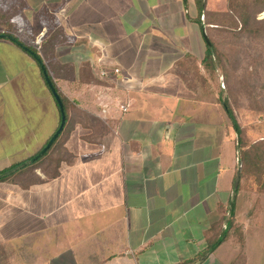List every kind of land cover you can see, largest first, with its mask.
<instances>
[{"label": "crops", "instance_id": "obj_1", "mask_svg": "<svg viewBox=\"0 0 264 264\" xmlns=\"http://www.w3.org/2000/svg\"><path fill=\"white\" fill-rule=\"evenodd\" d=\"M25 3L32 40L53 39L41 58L66 122L59 161L0 181V264H264V193L244 178L234 193L238 137L202 65L196 0ZM227 11L205 0L200 20ZM59 122L40 65L0 39V173Z\"/></svg>", "mask_w": 264, "mask_h": 264}, {"label": "rangeland", "instance_id": "obj_2", "mask_svg": "<svg viewBox=\"0 0 264 264\" xmlns=\"http://www.w3.org/2000/svg\"><path fill=\"white\" fill-rule=\"evenodd\" d=\"M25 1L0 0V15L5 17L0 20V33L15 37L33 50L39 48L40 55L38 52L37 54L41 58L42 41L39 47L34 45L25 17L20 15L24 6H27ZM228 4L240 16L248 11L250 21L244 31L232 25L224 30H205L206 35H209V42L212 41L220 55L219 67L211 77L216 86L215 93L221 100L227 101L243 128L246 145H251L264 140V10L259 11L261 5L258 0H228ZM49 28L53 29L52 26ZM188 64V75L193 79L197 74V64L194 61ZM200 78L199 76L198 80ZM56 155H60V151L57 153L54 148L42 160L44 163L39 168L43 170L46 162L55 161ZM244 179L247 187L257 190L250 179ZM261 252L264 253V249Z\"/></svg>", "mask_w": 264, "mask_h": 264}, {"label": "trees", "instance_id": "obj_3", "mask_svg": "<svg viewBox=\"0 0 264 264\" xmlns=\"http://www.w3.org/2000/svg\"><path fill=\"white\" fill-rule=\"evenodd\" d=\"M258 3H260V5H261V8L259 11L264 10V0H258ZM196 4L199 8L198 23L201 27H204V26L206 27V32L209 31L210 28L221 29V30L228 29L231 27V25H232V27L235 26L237 28H241L240 30L244 31L246 29L249 21H250V15L248 14L249 13L248 11H247L248 13L245 12L244 14H242L240 16V14L237 13L236 9H234V7H230V5L228 4L227 13L214 14L213 15V17L215 16L214 19L205 18V24H202V21L200 20V12H201L202 8L205 6V0H196ZM205 17H206V15H205ZM4 19H5V17L0 15V20H4ZM210 21L217 22L218 24L217 25L213 24L214 26L208 25ZM207 37L209 39L208 33H207ZM49 39H51V40H48L46 38L43 39L42 44H46V43L53 40L52 38H49ZM23 44L26 45L25 43H23ZM29 49H31L32 51H34L36 53V51L33 50L32 48H29ZM219 62H220V55H218V53L216 52V50L214 48L212 41H210V45L206 46V53H205V57L202 61V65L205 69H207L208 72L215 74L216 69L219 67L218 66ZM42 76H43V74H42ZM43 79H44V77H43ZM56 91H57V89H56ZM57 93H58V95H59V97L63 103L64 112H65V116H66L65 99L58 91H57ZM219 103L222 106V108L225 110L226 114L228 115V117L232 123V127L235 130L237 137H238V144H237V148H236V158H237L238 168L241 169L240 179L247 177L248 179H250L252 184L257 187L256 191L258 193H264V140L255 142L251 145H246V141L244 140V137H243V128L237 122L231 107L229 106L227 101L221 100L220 98H219ZM64 132H65V125H64L62 132L60 133V135L56 139V141L52 144V146L49 148V150L40 159H38L36 162L31 164L30 166L14 173L13 175H11L9 177L3 178L0 181L9 180V179H12L18 175H22L25 172H30L34 169L39 168L44 163V162L42 163V160L44 158H46L47 155L54 148L56 149L57 153H58V151H60L58 149L59 148L58 145L60 143V140L62 139L61 137L64 134ZM59 159H60V157H59ZM59 159L56 158L55 162L59 161ZM239 187L240 186H238V188L236 190H234L235 194L238 192ZM233 213H234V208L232 206L231 210L225 214V220H224V224H223V227H224V225H225V227L222 228L223 230L221 231L222 233H221L219 239L216 242H214L211 246L210 245L208 246L207 253H210L213 250H215L217 248V246L221 243V241L224 239V236L228 232L229 226L233 220Z\"/></svg>", "mask_w": 264, "mask_h": 264}, {"label": "water", "instance_id": "obj_4", "mask_svg": "<svg viewBox=\"0 0 264 264\" xmlns=\"http://www.w3.org/2000/svg\"><path fill=\"white\" fill-rule=\"evenodd\" d=\"M202 36H203L205 44L207 46H209L210 42H209V39L206 35L205 28H202ZM0 39H5V40L13 42L15 45L20 47L22 50L26 51L40 65V68H41V71H42V74L44 77V81H45L47 87L49 88V91L51 92V95H52L53 99L55 100V102L58 106L59 112H60L59 126L55 130L54 134L47 141L45 146L42 149H40V151L36 155L31 157L30 159L12 167L11 169H8V170L0 173V180H1L3 178L9 177V176L13 175L14 173L30 166L31 164L36 162L38 159H40L49 150V148L52 146V144L56 141V139L58 138V136L62 132L64 125H65V122H66V116H65V112H64L63 103H62V101H61V99H60V97H59V95H58V93H57V91L53 85V82H52V80H51V78L47 72V69L44 66L43 61L40 58V56L11 35L0 33ZM237 143H238V139H237ZM240 174H241V169L238 168V171H237V174H236V177L234 180V190H236L239 186ZM231 204H232V200L230 203L229 211L231 210Z\"/></svg>", "mask_w": 264, "mask_h": 264}, {"label": "built area", "instance_id": "obj_5", "mask_svg": "<svg viewBox=\"0 0 264 264\" xmlns=\"http://www.w3.org/2000/svg\"><path fill=\"white\" fill-rule=\"evenodd\" d=\"M41 41H42V36L40 35L34 40V45L39 47V44H40ZM35 51H36V53L38 52V54L40 55L39 48H37ZM113 72H114V74H119L120 73L119 69H114ZM100 75L103 76V77L107 76L106 73L103 72V71L100 73ZM120 110L122 112H125L126 111V107L121 105L120 106Z\"/></svg>", "mask_w": 264, "mask_h": 264}]
</instances>
